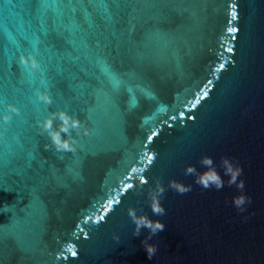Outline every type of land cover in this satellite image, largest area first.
Masks as SVG:
<instances>
[{
    "label": "water",
    "instance_id": "1",
    "mask_svg": "<svg viewBox=\"0 0 264 264\" xmlns=\"http://www.w3.org/2000/svg\"><path fill=\"white\" fill-rule=\"evenodd\" d=\"M13 3L23 7L9 9L0 29V102L20 114L0 141V264H76L108 200L228 56L225 49L264 18V0H235L232 34L225 0H119V9L96 0L73 6V25L64 6L37 14L31 0ZM53 21L68 42L47 37ZM28 51L41 72L19 64ZM36 89L52 104L37 101ZM60 109L91 129L72 133L75 153L45 150L48 138L36 127L37 118Z\"/></svg>",
    "mask_w": 264,
    "mask_h": 264
},
{
    "label": "clouds",
    "instance_id": "2",
    "mask_svg": "<svg viewBox=\"0 0 264 264\" xmlns=\"http://www.w3.org/2000/svg\"><path fill=\"white\" fill-rule=\"evenodd\" d=\"M19 64L32 74L42 71L41 62L37 59V55L34 52H22L19 55ZM35 99L43 104H52V97L47 91H41L36 89L34 92ZM2 103L3 110L0 111V128H4L13 117V114L19 115V108L13 103ZM36 127L38 132L47 136L48 141L44 144L45 150H55L57 153H75L77 151L76 136L72 133L75 132L77 136H88L91 134V129L87 127L85 122L75 114H70L64 109L49 112L48 115L42 119L37 118ZM201 163L205 166H210L213 161L210 157H203ZM221 166L223 168V174L229 177L227 184L229 187L235 185L239 194L232 198V205L239 212L246 211L245 205L251 204V197L244 193V180L242 177L243 168L239 164H234L228 157L222 158ZM195 169L192 166L186 168V173H192ZM141 182L144 183L143 178ZM203 188L207 189L210 184L213 185L217 191L221 190L225 185L220 175L212 170L210 172L203 173L198 179ZM169 186L175 188L178 192L184 193L190 191V186H184L176 181H170ZM164 192L163 185L157 181L153 190L148 193V199L150 208L153 215L162 216L165 214V209L160 204V196ZM128 216L131 218L134 225L133 236H139L141 229H147L148 235L141 240V244L147 254L148 259H151L158 250V246L150 241L154 236H157L159 232L165 229V224L161 220H153L149 216L144 214H137L135 208L129 207L127 210ZM118 240V237H115Z\"/></svg>",
    "mask_w": 264,
    "mask_h": 264
},
{
    "label": "snow or ice",
    "instance_id": "3",
    "mask_svg": "<svg viewBox=\"0 0 264 264\" xmlns=\"http://www.w3.org/2000/svg\"><path fill=\"white\" fill-rule=\"evenodd\" d=\"M96 0H31V3L28 4V7L31 9H34L36 11L37 14H40L42 12V10L47 9V8H51L53 6V4L55 3L56 6H64L65 8L68 9V14L67 17H65V19L68 20L70 25L75 24V18H76V13L75 11H73V6L75 4H90V3H95ZM112 4L119 9L120 7V3L119 0H111ZM226 6L227 8H231L232 11L229 13V15L231 16V19L227 20V27H226V32L228 34H232L238 31V29L234 26H232V21L236 19V12H235V0H225ZM0 29L3 28V20L9 18L12 15V12L9 11V9L14 10L16 7H23V5L21 4H14L13 0H0ZM65 31H68L67 29H65ZM47 37L48 36H54L58 39L61 40H65V42H68L66 40V37L61 33L60 29L57 27V22L53 21V23L49 26V31L46 33ZM231 39H235V36H231ZM46 45L48 43V40L45 42ZM227 52H232V48L228 47L225 49ZM224 68V64L221 63L219 65L218 68H216L213 72L212 75L216 76L221 69ZM218 78V77H217ZM213 81L212 80H208L207 84L204 86V89L201 90L202 94L198 93V99L195 101V103L192 105V107H195L196 104H199L201 100L204 99L205 96L208 95V91L210 90V86L212 85ZM181 116H183V113H180ZM171 119H176L175 116L171 117ZM157 133L155 131L151 132V134L147 135L146 140L148 142H151L153 137L156 136ZM4 136V131L3 128H0V141H2ZM147 145H143V147H146ZM152 156L149 155L148 156V161L149 163H151L152 161ZM133 171H135V169H133ZM125 189L127 188H131L132 185L131 184H126ZM113 200L109 199L108 200V206L109 208L111 207V205L113 204ZM118 202V201H116ZM100 219H103V216L100 217ZM87 222V221H85ZM95 222V221H94ZM72 255L75 256L76 253L72 252Z\"/></svg>",
    "mask_w": 264,
    "mask_h": 264
}]
</instances>
